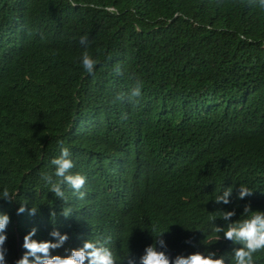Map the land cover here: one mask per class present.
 I'll list each match as a JSON object with an SVG mask.
<instances>
[{
  "label": "trees",
  "instance_id": "16d2710c",
  "mask_svg": "<svg viewBox=\"0 0 264 264\" xmlns=\"http://www.w3.org/2000/svg\"><path fill=\"white\" fill-rule=\"evenodd\" d=\"M84 36L94 75L80 60ZM136 79L139 105L115 101ZM62 147L72 173L87 177L84 200L65 186L60 201L41 178ZM240 185L254 194L237 200ZM5 186L15 194L0 201L12 217L8 264L33 227L37 240L53 227L69 234L53 255L110 236L124 264L165 233L173 259L213 251L231 264L238 245L214 233L211 218L226 227L220 209L235 208L233 222L245 204L264 211V10L248 0H0ZM228 187L232 203L217 205ZM21 204L37 215L17 216ZM66 206L71 218L50 217Z\"/></svg>",
  "mask_w": 264,
  "mask_h": 264
},
{
  "label": "clouds",
  "instance_id": "9594fccd",
  "mask_svg": "<svg viewBox=\"0 0 264 264\" xmlns=\"http://www.w3.org/2000/svg\"><path fill=\"white\" fill-rule=\"evenodd\" d=\"M250 6L264 10V0H248ZM243 38V37H241ZM80 44L84 46L85 51L80 58L82 67L89 75H94L99 61L94 58L88 51V37L84 36L80 39ZM110 59V58H109ZM117 75H123L124 69L117 65L115 67ZM143 84L136 79L135 83L128 89L127 93H117L115 101H124L137 107L142 96ZM114 101V102H115ZM122 119H127V114L122 116ZM51 164L54 166V173H42V180L50 186V192L60 201L67 202L65 195V186L70 187L77 196V199L84 200L86 193L82 191L87 177L80 173H72L75 168V163L72 159V154L67 147H62L59 157L52 159ZM238 195L237 200L243 201L246 197L252 196V190L240 185L236 189ZM234 190L228 187L222 195L215 198L217 205H229L232 203L231 197ZM0 201L12 204L15 202V194L9 190L7 186L0 191ZM220 218L225 222L226 227L217 226L215 217L213 216V232L222 235V239L233 242L231 264H254V256L259 252H264V211L253 210L251 203L243 205L242 215L245 217L242 220L233 218L237 216V211L220 209ZM38 211L35 207L29 208L26 204H21L16 211V215L27 214L36 216ZM73 210L71 207H62L57 212L56 209L50 210V217L62 216L71 218ZM12 223V217L9 213L0 208V264H8L7 255L8 248V229ZM157 228L154 227L153 231ZM38 228L33 227L23 238V254L15 260L14 264H118L117 256L114 251L107 245L111 243V237H107L103 242L85 240L81 247L66 249L64 255H53L54 252L64 247L70 240L68 233H62L59 228L53 227L49 232L51 239L37 240ZM165 233H161L159 238L154 239L153 244L147 246L144 254L137 258L130 254L124 264H229L223 255L217 258V253L213 251L195 252L185 255H178L174 259L168 255V245L163 238ZM191 243V241H186Z\"/></svg>",
  "mask_w": 264,
  "mask_h": 264
}]
</instances>
